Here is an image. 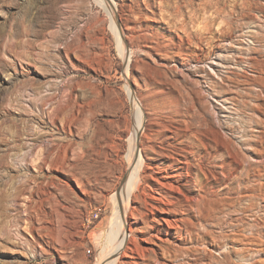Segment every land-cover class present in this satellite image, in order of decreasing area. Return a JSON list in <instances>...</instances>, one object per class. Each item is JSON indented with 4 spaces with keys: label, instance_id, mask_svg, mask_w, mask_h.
I'll return each instance as SVG.
<instances>
[{
    "label": "rangeland",
    "instance_id": "374dc122",
    "mask_svg": "<svg viewBox=\"0 0 264 264\" xmlns=\"http://www.w3.org/2000/svg\"><path fill=\"white\" fill-rule=\"evenodd\" d=\"M112 1L124 47L100 0H0V264H100L133 92L147 170L133 199L190 164L191 237L156 261L154 232L134 228L128 262L264 264V0Z\"/></svg>",
    "mask_w": 264,
    "mask_h": 264
},
{
    "label": "bare ground",
    "instance_id": "6f19581e",
    "mask_svg": "<svg viewBox=\"0 0 264 264\" xmlns=\"http://www.w3.org/2000/svg\"><path fill=\"white\" fill-rule=\"evenodd\" d=\"M100 1L112 13L114 20L113 22L114 28L118 32V37L120 39L119 41L121 47H124L125 46L124 41L122 40V38L124 37L121 31L120 24L116 17V8L113 1L112 0H100ZM135 94L134 92L132 94V99L136 101L135 102L136 124L135 125L133 124L136 130L134 131L132 137L130 138V147L132 149V155L130 157L129 165L131 166L130 169L131 172L126 179L124 178L125 181L122 184L123 187L121 188L119 187V189L112 194V200L114 202L116 209L109 230L110 232H109L108 241L111 248H109V251L107 250V252H105V255L103 256L100 264L129 263L128 262V260H130L129 249L131 248L132 245L138 248L137 247L138 245H136L137 243L134 242L135 239L131 236L133 234V233L131 234V231L134 228H137L139 230L141 236H143L147 232V230L149 232H154L153 234L151 233L150 234L154 237V255L156 256L155 257L156 261H159L157 260V252L155 251L156 248L159 247L170 250V247H172L173 249L176 247V244L178 243L181 244L187 243L188 239L191 237V230L185 227V218L180 217V215L184 213L181 209H179V207L182 205L180 206L178 205L181 200L179 199V197H184L185 199L188 200L187 195L184 194V191L181 188L182 185L180 184V182H178L179 180L177 179V176L181 175L184 172L182 171L184 170V167H182L184 164L182 166H180L179 164L178 167L174 168L175 170L172 171V174H170V176L167 175V177L163 176L162 178L154 176V180H153L154 188L156 187L164 188V191L166 190L164 194L163 193L162 194L160 193L159 195L150 194V193H146V189H143L141 193L142 206L140 207L135 204V200L133 199L135 192L141 188L143 184L144 175L147 173V170L145 168L146 161L144 160L141 149H139L138 146V139H139L138 137L141 134L143 128V116H142L141 107L137 102ZM206 159L207 158L205 155L201 156L199 160L200 163L197 164V168L202 170V172L204 171V167H205L204 165ZM187 165H188L187 167L184 165L186 167L185 173L187 177H191L192 169L191 167H189L190 164ZM188 184L189 183H186L185 185ZM148 194L149 197L151 198L150 203L148 202V198H147ZM164 195H168V196H164ZM131 219L134 220L132 221ZM141 249H144V247H141Z\"/></svg>",
    "mask_w": 264,
    "mask_h": 264
},
{
    "label": "built area",
    "instance_id": "2783aa9c",
    "mask_svg": "<svg viewBox=\"0 0 264 264\" xmlns=\"http://www.w3.org/2000/svg\"><path fill=\"white\" fill-rule=\"evenodd\" d=\"M97 216V214L95 215V217Z\"/></svg>",
    "mask_w": 264,
    "mask_h": 264
},
{
    "label": "water",
    "instance_id": "95a60500",
    "mask_svg": "<svg viewBox=\"0 0 264 264\" xmlns=\"http://www.w3.org/2000/svg\"><path fill=\"white\" fill-rule=\"evenodd\" d=\"M123 181H124V179H123Z\"/></svg>",
    "mask_w": 264,
    "mask_h": 264
}]
</instances>
